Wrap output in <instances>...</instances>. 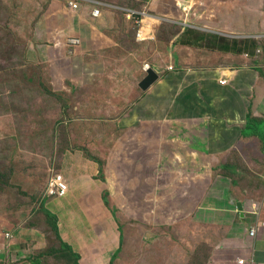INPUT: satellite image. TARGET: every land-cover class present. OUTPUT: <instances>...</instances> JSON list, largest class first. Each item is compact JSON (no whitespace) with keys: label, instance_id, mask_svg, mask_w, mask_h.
Wrapping results in <instances>:
<instances>
[{"label":"crops","instance_id":"obj_1","mask_svg":"<svg viewBox=\"0 0 264 264\" xmlns=\"http://www.w3.org/2000/svg\"><path fill=\"white\" fill-rule=\"evenodd\" d=\"M56 1L33 26L26 56L41 66L44 93L61 92L70 115L55 134L44 189L19 181L18 198L57 218L80 264H264V145L243 137L249 116L264 122V58L251 67L250 56L228 63V53L219 65L187 70L165 46V59L149 67L160 79L145 93L143 50L153 39H136L126 11H145V33L155 37L164 22L185 28L168 12L172 1L138 0L140 9L102 2L100 17L88 1L78 10ZM244 1L234 8L243 11L240 35L264 45V0H250L256 14ZM52 172L68 185L65 198L46 196ZM5 209L0 264H45L49 228L27 225L25 203Z\"/></svg>","mask_w":264,"mask_h":264},{"label":"rangeland","instance_id":"obj_2","mask_svg":"<svg viewBox=\"0 0 264 264\" xmlns=\"http://www.w3.org/2000/svg\"><path fill=\"white\" fill-rule=\"evenodd\" d=\"M52 1L0 0V125L3 129L7 128L4 132L0 130V217L6 211L7 203L10 207L12 204L17 206L25 203L28 206V212L25 215L27 225L34 224L49 228L46 233L47 239L53 236V233L49 224L47 226L45 224L47 218L41 212V208L37 209L36 201L19 199L16 186L13 185L24 180L37 192L44 189L46 179L43 170L48 167L50 152L56 139L55 134L57 129H61L66 123L70 115L67 112L65 99L59 96L62 95L61 92L52 89L53 92L50 95L47 96L44 93V90H49V88L39 86V82L45 79L41 66L31 64L26 56L33 26L49 8ZM66 1L67 4L70 2L68 0H57L56 2ZM87 1L92 6L102 2L108 4L117 2L119 6L131 5L136 9H140L144 4L138 0H71L70 3L79 9L82 3ZM171 1L167 4L169 14L182 16V19H185L183 25L193 31L191 34L182 36L185 28L176 23L164 22L153 40L150 41L153 45L143 50L149 56L144 68L146 66L153 68L154 65L158 67L161 64L165 59V46L175 55V49L177 50L181 63L178 68L182 67L187 70L208 69L219 65L225 62L224 55L228 53L234 54V56L229 55L228 63L241 62L243 64L241 55L250 56L251 67L261 57L264 58V50L256 43L259 40H247L243 38L244 35H240L243 11L234 10V8L236 5L240 6L241 3H235V0H193L189 8L186 6L187 12L189 11L186 15L184 7L181 9L179 7L181 3L178 4L182 0ZM254 1H244V6L250 5V10L256 14L259 7ZM230 12H232V17L240 13L241 16L233 20L226 14ZM254 23L255 19L251 20L249 36L253 35ZM179 35L181 36L180 43L177 40L178 45L176 46L173 42ZM126 46L138 49L133 42L126 43ZM258 48L262 50L259 53L261 55H257ZM167 67L173 66L167 64ZM174 70V68H167L168 72ZM226 82L221 84L224 85ZM7 114L13 117L2 120ZM13 130L15 133L12 132ZM58 140L59 144L65 145L67 138L61 136ZM32 161L38 163L32 164ZM24 172L30 173L31 176H24ZM58 246L51 242L50 249L39 253L44 255L45 264H73L66 259L65 251H60L61 254H54L52 249Z\"/></svg>","mask_w":264,"mask_h":264},{"label":"built area","instance_id":"obj_3","mask_svg":"<svg viewBox=\"0 0 264 264\" xmlns=\"http://www.w3.org/2000/svg\"><path fill=\"white\" fill-rule=\"evenodd\" d=\"M71 2V0H68ZM68 3L69 8L73 10H78L76 5H73L71 3ZM101 4H96L93 5L94 9L92 11V15L94 17H100L102 15V9H101ZM183 10L187 12L188 8L184 7ZM127 18L132 20L136 19V23L138 25L137 33H136V39L138 41H146L148 39H153L154 36L152 34H146L144 30V19L145 17L148 16V14L145 11L142 12H136L133 10H127L126 11ZM189 11L186 13L188 15ZM185 26V25H184ZM150 70L149 66L146 67V71ZM69 192L68 185L65 183V181L58 175H55L54 172L51 173L50 179L48 180L47 183V188H46V196L52 199H62L67 196ZM259 230H253L251 232V237H255ZM11 235L7 234L6 239L10 240ZM243 262V261H241Z\"/></svg>","mask_w":264,"mask_h":264},{"label":"trees","instance_id":"obj_4","mask_svg":"<svg viewBox=\"0 0 264 264\" xmlns=\"http://www.w3.org/2000/svg\"><path fill=\"white\" fill-rule=\"evenodd\" d=\"M192 31H193V29H190L189 27H185L184 34H186V35H188V33L191 34ZM224 40L225 39H223V41ZM175 44H176V42H175ZM260 46L264 50L263 43L260 44ZM240 54H243V53H240ZM243 137L244 138H252V137L258 138L260 140L261 144L264 145V122H263V120L254 119V118H252V116H249L245 130L243 131ZM94 159H95V161H97L96 158H94ZM98 161L100 162V160H98ZM100 164H101V166L103 165L101 162H100ZM105 199H106V202H108V196H106ZM45 216H46L47 221H48L47 224H49L50 229L53 233V236L51 235L49 237L48 241H49V243L52 242V243L59 245V248H58L59 250L52 249V251L55 252L54 254H61L60 251H65L66 252L65 255L70 257L73 264H80L79 263V260H80L79 256L76 253H74L72 251V249H70L62 241L60 234H59V230H58L57 218L54 217L53 215H51L50 213H47V212L45 213Z\"/></svg>","mask_w":264,"mask_h":264},{"label":"water","instance_id":"obj_5","mask_svg":"<svg viewBox=\"0 0 264 264\" xmlns=\"http://www.w3.org/2000/svg\"><path fill=\"white\" fill-rule=\"evenodd\" d=\"M160 79L159 75L154 70H149L147 72V77L143 80L140 85V89L143 92H147L157 81ZM238 212L243 215V208L241 204L237 205Z\"/></svg>","mask_w":264,"mask_h":264},{"label":"clouds","instance_id":"obj_6","mask_svg":"<svg viewBox=\"0 0 264 264\" xmlns=\"http://www.w3.org/2000/svg\"><path fill=\"white\" fill-rule=\"evenodd\" d=\"M149 71V70H148Z\"/></svg>","mask_w":264,"mask_h":264}]
</instances>
